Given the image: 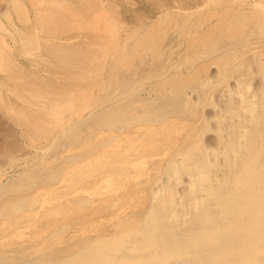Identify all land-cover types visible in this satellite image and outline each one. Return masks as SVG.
I'll return each instance as SVG.
<instances>
[{"label":"bare ground","instance_id":"6f19581e","mask_svg":"<svg viewBox=\"0 0 264 264\" xmlns=\"http://www.w3.org/2000/svg\"><path fill=\"white\" fill-rule=\"evenodd\" d=\"M85 1L88 2L87 0H85ZM93 1H92V3H93ZM99 1H101V0H99ZM115 1L116 0H114V2ZM119 1H117V2H119ZM59 2H62V0ZM69 2H71V1H69ZM112 2H113V0H112ZM145 2H147V1H145ZM149 2H147V3L150 4L151 2L150 3ZM197 2H199V1H197ZM210 2H211V0H207L206 2L202 3L198 7H200L204 11L203 8L207 7ZM221 2L222 3H220V4L218 3V4L220 6L222 4V8H220V6L218 5L219 7L214 9V7L212 6L213 8L210 7L211 9H209L208 12L206 11L207 14H204L205 17L202 15V13H201V16H200V14H199V16H196V17L194 16L195 20L193 22L190 20V18L192 15L197 14V10H198L197 8L195 9V8L191 7V8H186V9H180V7H177V6L173 7L172 6L173 8L171 10H173L174 13L181 12L183 14V17L181 16L183 19L180 17L182 19L181 23L177 20L176 21L172 20V26L170 28L175 29V30H173L175 32H176V29L179 28V29H177L178 30L177 33H180L179 37L183 38V41L185 39V41L188 42L187 43L188 48L189 47L192 48L191 51H189L191 56H187L186 60H185L186 62H184V63L186 65L185 67H187V68H185L188 71L187 73H189V74L194 73L193 74L194 77L191 76L192 74L188 75L187 73L186 74L181 73V71H178L181 74L174 73V70H172L173 68H169L165 74L164 79H162L165 81L164 83L162 81L161 85L158 84L159 86L157 85L156 87H154L155 90L153 89V87L149 88L150 86L146 87L144 89L145 95H143L140 100H141V104L144 105L146 107V109L143 110L142 113H149L146 110H149L150 112H152L153 110H155L154 107H156L155 104H157V103H161L160 104L161 109L162 108H170V107L176 106V104H178V106L182 107V109L184 108V110L183 111L182 110L176 111V110H174V108H172L171 112L175 113V115L174 114H173L174 116L172 115L173 116L172 119H169L166 122L164 121L165 123L162 126L154 125L153 122H151L152 120L149 118L145 119L143 122H141L138 125L141 127V129L146 128L145 131L148 132L147 137L157 136V138H158V135L161 136V133L166 132L165 134L169 135L170 133H172L174 131H175V133L178 134V135L176 134L177 136H175V134H171L172 138L171 139L169 138V141H167L168 143H165L162 146L163 148H162L161 152H163V154L161 156L156 157V155H154L150 158V160H149L150 162L147 161L146 163H144V161L141 160L143 158H141L140 161H138V162L135 161L136 162L135 167L128 169L129 170V172H128L129 176H127V178H126L127 179L126 183L129 182L128 184H130V185H127L124 188L125 191L129 189V192H130L129 187L131 185L133 187L138 186L137 188L140 187V190L137 192H134L132 194L130 193L131 195L128 198V200L119 202L118 201L119 198H116V197L113 198V197L109 196V195L113 194V191H112V194L109 191L113 185L112 182L109 180V174H106L107 176L104 175L102 173V171L104 169L98 170L96 173L97 175H95L94 179L99 180V183H101L102 192H103L102 193L103 194L102 201H104L106 203V205H108L109 207H112V209L107 214L104 213L105 215H102V214H98V213L93 212L94 214L93 213L90 214L88 221H86L85 223L83 222V224L76 227L75 229L73 227L72 228V229H74L73 233H72V235H69L68 238H70L71 236H74V241H72L70 243L67 242L68 241L67 238L64 239L62 237L63 234L60 232L62 229L66 228V225H65V227L60 226L59 227L60 229L58 227L56 228L55 226L48 225V227L43 228L42 231L39 230L38 233L34 232L35 236H31L32 234L30 235L28 233L30 235L29 238L27 239V237H26V239L22 241V242H24V241H27V242L22 244L19 248H13L16 241L13 243V241H12L13 237L10 238L11 237L10 235H13V233L17 234V232H13V230H14L13 228H12L13 230L9 231V233H6L5 231L1 232L2 236L0 235V264H264V0H221ZM90 3L91 2H89V4ZM111 4H113V3H111ZM111 4H109V5H111ZM151 4H153V3H151ZM213 4H215V3L213 2ZM74 5H77V4H74ZM102 5H104V4H102ZM119 5H120V3H119ZM88 6L89 5H87V7ZM117 6H118V3H117ZM117 6L115 5L114 7H117ZM154 7H157V6H154ZM14 8H17V7H13V9ZM92 8L90 10H92ZM23 9H25V8H23ZM100 9H101V7H100ZM108 9H110V8H108ZM140 9H142V8H140ZM154 9H157V8H154ZM167 9H166V11L164 9V12H162V13L158 12V14L160 13V16L161 15L162 16L167 15V18L163 17L164 21L159 20V21L164 22L165 25L162 22H158V23L163 24V26H162L163 30L166 27H168V24L170 21L169 20L170 18H168V13L171 10L167 11ZM15 10L16 9H14L13 11H15ZM47 10H49V9H47ZM47 10H45L46 13H47ZM62 10H61V12L63 13ZM117 10H118V8H117ZM148 10H150V12H151L150 8ZM86 11H88V10H86ZM95 11L96 10L94 8L93 12L95 13ZM101 11H102V9L97 14H95V17H92V18H94V21H95L96 16L98 18V15L100 14ZM176 11H178V12H176ZM5 12H6V10H5ZM79 12H81V11H79ZM12 13L13 12H11V14L8 13L9 16H7V19L10 17V15H12ZM15 13H16V11H15ZM18 13L19 12H17L16 14H18ZM43 13H45V12H43ZM104 13H105V11H104ZM104 13L102 12L101 15H103ZM112 13H113V11H112ZM170 13H171V15H173L172 11ZM126 14H125V16H126ZM6 15H7V12H6ZM23 15H24V13H23ZM33 15H34V13H33ZM171 15H169V16H171ZM37 16H39V15H37ZM48 16H50V15H48ZM51 16H53V15H51ZM111 16H112V14H111ZM160 16H158V17H160ZM26 17H27V15H26ZM26 17H24V18L27 19ZM34 17H33V19H34ZM99 17H101V16L99 15ZM158 17H156V18L153 17V18L157 19ZM43 18H45V17H43ZM59 18L60 17L58 16V19ZM133 18H135V17H133ZM63 19H65V18L63 17ZM80 19H81V17H80ZM155 19H154V21L156 22ZM9 20H11V19L9 18ZM9 20L8 21L6 20V21L10 22ZM43 20H41V21H43ZM83 20H84V18H83ZM99 20H100V18H99ZM207 20L208 21L213 20L214 23L209 25V26L207 25L206 27H204L207 23ZM11 21H12L11 25L13 26L15 21H14V23H13V20H11ZM80 21L84 22L82 20H80ZM80 21H79V23H80ZM92 21H90V22L92 23ZM114 21H116V20H114ZM144 21H145V19H144ZM152 21H153V19H152ZM34 22H35V20H34ZM37 22H38V19H37ZM51 22H54V21H51ZM60 22H62V21H60ZM75 22H78V21L76 20ZM148 22H149V20H148ZM56 23H57V21H56ZM63 23L66 24L65 22H63ZM98 23H99V21H98ZM132 23H133V21H132ZM16 24L20 25L18 23H16ZM38 24H40V23H38ZM42 24H44V23H42ZM128 24H130V23H128ZM208 24H210V23H208ZM84 25H86V24H84ZM104 25H105V23H104ZM104 25H103V27H104ZM131 25H133V24H131ZM140 25H143V24L141 23ZM153 25L151 24V26H153ZM47 26H49V25H47ZM81 26H82V23H81ZM91 26L94 27L95 25H91ZM121 26H122V24H121ZM121 26H119V28ZM8 27L9 26H7V28ZM13 27H15V26H13ZM99 27H101V26H99ZM150 27H148V28H150ZM155 27L157 29V26H155ZM2 28H4V26ZM26 28H28V27H26ZM67 28H69V27H67ZM84 28H86V27H84ZM170 28H168V29H170ZM63 29H64V27H63ZM88 29H89V27H88ZM97 29L98 28H96V30ZM158 29H157V31H158ZM14 30H12V31H14ZM22 30L23 29L19 30V33ZM59 30H61V29H59ZM143 30L146 31L147 29L144 28ZM53 31H54V28H53ZM15 32H17V28H16ZM40 32H41V30H40ZM66 32H68V30ZM132 32H134V31H132ZM10 33L11 32L9 30V34ZM143 33H144V31H143ZM156 33L158 34V32H156ZM164 33H162V36H164L163 35ZM168 33H170V32H168ZM22 34H24V33H22ZM18 35H20V34H18ZM92 35H94V34H92ZM149 36H150V34H149ZM166 36H168V34ZM10 37H12V36H10ZM43 37H46V36H43ZM124 37H125V35H124ZM3 38H1V39L3 40ZM16 38H18V37H16ZM22 38H23V35H22ZM147 38H148V36H147ZM116 39H114V40H116ZM143 39H145V37H143ZM162 39H164V38H162ZM175 39H176V37H175ZM177 39H178V37H177ZM66 40H67V38H66ZM148 40H147V44H148ZM31 41H29V42H31ZM82 41L83 40H81V42ZM107 41H108V39H107ZM136 41L134 42L135 44H136ZM139 41L141 43L142 39ZM0 42H1L0 45L2 47V41H0ZM112 42L114 43V41H112ZM150 42L151 41L149 40V43ZM113 43H111V44H113ZM160 43H161V40H160ZM164 43H165V40H164ZM153 44L154 43H152L151 45L153 46ZM151 45H150V48H151ZM135 46L137 47V45H135ZM141 46H142V43H141ZM146 46H144V48ZM161 46H162V44H161ZM184 46L187 48L186 45H184ZM124 48H125V46H124ZM146 48H149V46H147ZM154 48H155V45H154ZM5 49H7V48H5ZM15 49H16V47H15ZM111 49H112V47H111ZM0 50H1V48H0ZM174 50H175V47H174ZM105 51H107V50H105ZM161 51H163V49H161ZM161 51H160V53H161ZM172 51H173V49H172ZM148 52L151 53V51H148ZM153 52H154V50H153ZM4 53H6V52H4ZM142 53H143V49H142ZM171 53H173V52H171ZM177 53L180 54V51ZM250 53L252 56H255V58L259 57L258 60L256 59L257 61H256L255 66H257V67L252 66L253 61L255 62V60L246 59V56ZM7 54H8V52H7ZM133 54L131 53V55H133ZM144 54H142V55H144ZM31 55H32V51H31ZM158 55H160V54L158 53ZM21 56L22 55H20V58H21ZM39 56H42V55H39ZM129 57H132V56L129 55ZM160 57H162V56H160ZM5 58H6V54H5ZM124 58H127V56L126 57L124 56ZM253 58H251V59H253ZM6 59H5V61H6ZM27 59H28V57H27ZM119 59H120V57H119ZM158 59H159V57L157 58V60ZM7 60L11 61V59L10 60L7 59ZM105 60H106V58H105ZM2 62H3V59H2ZM24 63H26V62H24ZM166 63L169 64V62H166ZM171 64L172 63H170V65ZM7 65H9V64L7 63ZM153 65H154V63H153ZM211 67H213L212 68L213 73H209ZM35 68H36V66H35ZM103 68H105V67H103ZM40 70H41V68H40ZM44 70L45 69H43V71ZM151 70H153V69H151ZM153 71H151V72H153ZM51 72H54V71L51 70ZM15 74H17V73H15ZM86 74H88V73H86ZM153 74H151L150 77H154L156 75V74H154V75ZM257 74H259L261 76V77L259 76L260 79H262V84H260L259 86H256L253 82L256 79V78L254 79V76ZM1 75H3V74H1ZM184 76H187V79L183 78L181 80L182 81L183 80H187V81L189 80V81L188 82L183 81V82H186V84L182 85V87H180L178 89L177 86L174 85V83L177 84L180 82H174V81L177 79V77H179V79H180V77H184ZM38 77H40V76H38ZM54 78H56V76H54ZM105 79H106V77H105ZM157 79L158 78H156V80L154 79V81H159V79L158 80ZM145 80H147V79H145ZM5 81H7V79ZM41 81H43V80L41 79L40 82ZM149 81H148V83H149ZM176 81H179V80L177 79ZM100 82L101 81H99V84H100ZM99 84H97V85H99ZM140 84H142V83H140ZM39 85H43V83H41ZM137 85L138 84H136V86ZM109 87H106V89H108ZM92 88H90V90H93ZM135 89H136V87H135ZM139 89H141V88H139ZM81 90H83V89H81ZM130 90H129V92H131ZM87 91L88 90H86V92ZM102 91H103V89H102ZM105 91H104V93L106 94ZM222 91H224L223 95H225V98L221 94ZM80 92L81 91H79V93ZM116 92L117 91H115V93ZM217 94H221L223 96L224 103L222 101H221L222 103L218 102L219 97L217 96ZM107 96H105V97H107ZM117 96H118V94H117ZM131 96H133V95H131ZM216 96H217V98H216ZM222 96H220V97H222ZM75 97H78V96L75 95ZM125 97H127V95L122 96L120 100H117V103H122L123 99ZM128 97H130V95ZM13 99H14V97H13ZM16 99H15V101H16ZM127 99H130V98H126L125 100H127ZM219 99L222 100L221 98H219ZM103 100H105V99H103ZM110 101H112V99ZM114 101L115 100H113V102ZM72 102H73V100H72ZM84 102H86V101H83L82 103H84ZM75 103H78V102H75ZM107 105H106L107 107H113V106H115V103H109L108 102ZM151 105H154V107H151ZM158 105L159 104H157V106ZM79 106H77V108ZM106 106H103L102 102H98V103L91 105L90 107L89 106H87V107H89L88 109L90 111V114H94V113L98 114L99 113V115H100V112ZM53 109H54V107L51 106V108H49V111L52 112ZM208 109L210 110L209 112L207 111ZM59 110H60V107H59ZM81 110H83V109H81ZM68 112H70V111L67 110V112H65V113L68 114ZM70 113H74V109ZM74 115H73L74 119H77L78 117L82 116L83 114L81 112H78V113H75ZM87 117H89V116H87ZM133 117H134L133 121H135V122H137V121L140 122L141 118H142V117L140 118L139 115H135ZM66 118H67V116H66ZM80 119H82V118H80ZM113 119H115V118H113ZM82 121H83V119H82ZM70 122H71V120H70ZM63 125H65V124H63ZM150 126H152V127H150ZM63 127H65V126H63ZM59 129H60V127H59ZM138 131H141V130H137L136 128L133 130V132L128 130L125 137H122V139L119 137H116V138L111 137L108 140V143L111 146H107V147H105V149L102 148V145H105L104 140H99V141L97 140L95 143L93 142V145H91L90 148L88 149V150H91L93 153H95V155H93L92 160L93 161L97 160L98 161L97 163H99L98 167L100 168V166L105 165L104 160H105V157L107 154L112 153L111 156L114 154L115 155L118 154L116 157H119L121 154V151H122V149L120 148L122 143H125V141L128 142L129 139H127V137L134 134L135 132H138ZM206 132H210L213 136H215V139H216L215 142L210 143V142H207L206 139H204ZM17 133L19 134V131ZM62 134H63V132H62ZM95 134L98 135L99 133H97L95 131ZM211 134H208V135H211ZM17 136H19V135H17ZM58 136H59V134H58ZM138 136H140V135H138ZM99 137L101 138V136H99ZM99 137H97L96 139H98ZM131 137H133V136H131ZM16 138H18V137H16ZM47 138H49V136ZM140 138H142V137H140ZM51 139H54V137L51 136ZM87 139H88L87 136H84V137H82L81 141L86 142ZM93 139L96 140L95 137ZM165 139H167V138H165ZM24 142H26V141H24ZM144 142H145V140H144ZM22 144H24V143H22ZM83 144H81V145H83ZM145 145L146 144L144 143L141 145V147L144 146V148H145L146 147ZM13 146H16V145H13ZM37 147H40L41 149L44 148L43 146H37ZM84 147L86 148V144L84 145ZM124 147L126 148V146H124ZM127 147H128V145H127ZM134 147L135 146H132L130 149H132ZM155 147H157V146H155ZM13 148H15V147H13ZM119 148L121 150H119ZM136 149L137 148L135 147L134 151H132V152H135ZM18 150L20 151V149H18ZM65 150H67V148H65ZM77 150H79V149L77 148ZM125 150H127V149H125ZM151 152H152V150H151ZM148 153H150V152H148ZM128 154H130V151ZM134 154H136V153H134ZM18 155L19 156H17V155L16 156L20 157V154H18ZM86 155H88V156H86V158L84 159V161L86 160V162H84V164L88 163L90 161V158H88L89 154L86 153ZM138 155H140V154H138ZM127 156L129 157V155H127ZM147 156H149V154ZM13 157H14V155H13ZM90 157H92V156H90ZM116 157H115V159H116ZM133 159H136V158H133ZM34 160H35V158H34ZM38 160H39V158H38ZM111 160H112V158H111ZM125 160H124V162H125ZM6 161H8V160H6ZM106 161H109V160L107 159ZM47 162H44V163L47 165ZM112 162H114V161H112ZM112 162H110V163H112ZM128 162H129V160H128ZM133 164H134V162H133ZM23 165H25V164H23ZM28 166H29V164H28ZM32 166L33 165L31 163L30 167H32ZM71 166H69V168ZM83 167H84V165H83ZM105 169H107V167ZM110 169H112V166ZM27 170H28V168H27ZM79 170L80 169H78V171ZM71 172H74V171H71ZM100 173H102V176H98V174H100ZM117 174H118V172H117ZM93 175H94V173H93ZM78 176H80V175L78 174ZM89 177H91V175ZM76 181H77V179H76ZM96 182H98V181H96ZM64 184L65 183H63L62 186ZM94 184H95V182H94ZM118 184H117V186H119ZM67 185H69V184H67ZM124 185H125V183L123 184V186ZM72 186H74V185H72ZM120 186H121V184H120ZM55 187H57V186H55ZM114 188L115 187L113 185L112 189H114ZM88 189H86V190H88ZM71 191H73V189ZM74 191H76V190H74ZM108 191H109V193H107ZM85 192H87V191H85ZM120 193H122V192H120ZM54 195H58V194L55 193ZM35 198H37V197H35ZM37 200L38 199H36V201ZM46 201H44V202L46 203ZM82 202L84 203V200H82ZM97 202H95V203H97ZM41 205H43V204H41ZM47 206H48V204H47ZM79 206H84V205L79 204ZM101 206H103V205L101 204ZM42 207L43 206H41V208ZM90 207H92V206H90ZM80 208H82V207H80ZM69 210L74 211L72 209H69ZM23 211L25 212V210H23ZM1 212H2V210H1ZM44 212H46V210H44ZM42 214H44V213H42ZM45 214L48 215L47 212ZM21 217H24V216L21 215ZM23 221H24V218H23ZM35 221H37V219ZM3 224H4V222H3ZM12 224H15V223H12ZM12 224L10 226H13ZM17 225H20V224H17ZM69 228H71V227H69ZM18 231H20V230H18ZM18 233H20V232H18ZM26 236H28V235L26 234ZM18 246H19V244H18Z\"/></svg>","mask_w":264,"mask_h":264},{"label":"rangeland","instance_id":"374dc122","mask_svg":"<svg viewBox=\"0 0 264 264\" xmlns=\"http://www.w3.org/2000/svg\"><path fill=\"white\" fill-rule=\"evenodd\" d=\"M59 1H61V0H59ZM59 1L58 0H51V1L50 0H36V1L35 0H11V1L10 0H0V12L2 11L0 13V22H1L0 23V41H2V47L0 45V48H1V50H0V104H1L0 105V209L2 210V212L0 210V224L2 223L1 224L2 226L0 225V235L2 236L1 232L5 231L6 233H9V231H12L14 229L13 232H17V234L13 233V235H10L11 236L10 238L13 237L12 238L13 243L16 241L13 248H19L22 244L27 242V241L22 242L23 240L26 239V237L28 239L31 234H32L31 236H35L34 232L38 233L39 230L42 231V229L45 227H48V225L55 226L56 228L57 227L59 228L60 226L65 227V225H66V228L62 229L60 232L63 234L62 237L64 239L67 238V240H68L67 242L70 243V242L74 241V236H71L70 238H68V236L72 235L73 230L76 227L83 224V222L85 223L86 221H88L91 213L95 212V213L102 214V215L107 214L112 209V207H109L108 205H106V203L104 201H102V198H103L102 193L103 192H102L101 183H99V180L94 179L95 175H97L96 173L98 170L104 169L102 171V173L104 175L109 174V180L112 182V184L115 187L114 189H112L113 188V185H112V187L109 191L111 194L113 191V194L109 195V196L113 197V198H115V197L119 198L118 199L119 202L128 200V198L130 197V195L132 193L140 190V187L137 188L138 186L133 187L131 185L129 187L130 192H129V189L125 191L124 188L127 185H130V184H128L129 182L126 183V180H127L126 178H127V176H129L128 175V172H129L128 169L135 167L136 162L140 161L141 158H143L141 160L144 161V163H146L154 155H156V157L161 156L163 154V152H161L162 148H163L162 146L165 143H168L167 141H169V138L170 139L172 138L171 134H175V136H177L178 134L175 133V131H174V132L170 133L169 135H166L165 134L166 132L161 133V136L158 135V138H157V136L147 137L148 132L145 131L146 128L141 129V127L138 125L141 122H143L145 119L149 118L152 120L151 122H153L154 125L162 126V125H164V123L166 121H168L169 119H172L173 116L175 115V113L171 112L172 108H174V110H176V111H178V110L183 111L184 110V108L182 109V107L178 106V104H176V106H173L170 108H162L161 109V105H160L161 103H157L159 105L157 106V104H155L156 107H154V105H151V107H154L155 110H153L152 112H150L149 110H146L149 113H142V111L145 110L146 107L141 104V100H140L142 98V96L145 95L144 89L146 87L150 86L149 88L153 87V89H154V87H156L158 84L161 85L162 81H163V83L165 82L162 79H164L165 74L169 68H173L172 70H174V73H179V74L185 73L186 74L188 72L185 69L187 67H185L186 65L184 62H186L185 60H186L187 56H191L189 51H191L192 48H190V47L188 48V45H187L188 42H186L185 39L183 41V38L179 37L180 33H177L178 32L177 29H179V28L176 29V32L173 31L175 29L170 28L172 26V20L173 21L177 20L180 23L182 22L181 20L183 19L182 18L183 14L181 12H178V11H176L178 13H174V11L171 9L175 6L180 7V9H186V8H191V7L195 8V9L197 8L198 9L197 10L198 15L197 14L192 15L190 18V20L193 22L195 20V17L199 16V14L201 16V13H202V15L205 17L204 14H207L206 11L208 12V10L213 8V7L215 9V8L220 6L219 5L220 3H222L221 0H214V1L211 0V2L208 4L209 7L207 6V7L203 8L204 9V11H203L198 6H200L202 3L206 2L207 0H196V1L195 0H168V1L167 0H165V1L164 0H143V1L142 0H140V1L139 0H137V1L136 0H120V1L116 0L115 1L116 3L114 2V0H113V2H112V0H110V1L109 0H101L102 2L104 1L103 3L99 0H97V1L94 0L95 2L93 0H91V1L87 0L88 2H86L85 0H62V2H59ZM69 1H71V2H69ZM92 1L95 5L92 3ZM117 1H119V2H117ZM145 1H147V2L150 1L153 4H151L150 2H149L150 4H148ZM197 1H199V2H197ZM212 1L215 4H213ZM89 2H91V3L89 4ZM101 3L104 5H102ZM108 3L109 4L113 3V4L109 5ZM117 3H118V6H117ZM119 3H120V5H119ZM74 4H77V5H74ZM86 4L89 6L87 7ZM114 4L117 7H114L115 6ZM154 6H157V7H154ZM13 7H17L14 9H16L15 10L16 13L19 12L18 14H16L15 11H13L14 10ZM100 7L102 9V11L99 14L101 17H99V15H98V18H97V16H96L95 21H94V18H92V17H95V14H97L101 10ZM23 8H25V9H23ZM91 8H92V10H90ZM94 8L96 10L95 13L93 12ZM108 8H110V9H108ZM117 8H118V10H117ZM140 8H142V9H140ZM149 8L151 9V12H150V10H148ZM154 8H157V9H154ZM220 8H222V4H221ZM47 9H49V10H47ZM164 9H165V11H166V9H167V11L171 10L173 15H171V13H170L171 11L168 13V18H170L169 19L170 21H169L168 27H166L163 30V28H162L163 24L162 23H164V22L159 21V20H163L164 18H167V15L166 16L161 15L162 17L160 16V13L164 12ZM5 10L7 12V15H6ZM45 10H47V13ZM61 10L63 11V13L61 12ZM86 10H88V11H86ZM79 11H81V12H79ZM104 11H105V13H104ZM112 11H113V13H112ZM11 12H13V13H12V15H10L9 18L11 20H13V23L15 21V23L13 24V26H15V27H13L11 25L12 21L9 20V18L7 19V16H9L8 13L11 14ZM43 12H45V13H43ZM102 12L105 15L104 14L101 15ZM158 12H160V13L158 14ZM23 13H24V15H23ZM33 13H34V15H33ZM36 14L39 16H37ZM111 14H112V16H111ZM125 14H126V16H125ZM17 15L18 16L20 15L21 17L19 16L20 17L19 18ZM26 15H27V17H26ZM48 15H50V16H48ZM51 15H53V16H51ZM169 15H171V16H169ZM58 16L61 19L60 18L58 19ZM158 16H160V17H158ZM24 17H26L28 20L25 19ZM33 17H34V19H33ZM43 17H45V18H43ZM63 17L65 19H63ZM80 17H81V19H80ZM133 17H135V18H133ZM153 17H155V18L158 17V18L155 19ZM83 18H84V20H83ZM99 18H100V20H99ZM5 19L7 21L9 20L10 22H7ZM37 19H38V22H37ZM40 19L41 20L44 19V20L41 21ZM144 19H145V21H144ZM152 19H153V21H152ZM154 19L156 20V22L154 21ZM34 20L36 23L34 22ZM59 20L62 22H60ZM76 20L78 22H75ZM80 20H82L84 22H81ZM114 20H116V21H114ZM148 20H149V22H148ZM51 21H54V22H51ZM56 21H57V23H56ZM79 21H80V23H79ZM90 21H92V23ZM98 21H99V23H98ZM132 21H133V23H132ZM63 22H65L66 24H64ZM158 22H162V23H158ZM16 23L20 24L21 26L17 25ZM38 23H40V24H38ZM42 23H44V24H42ZM81 23H82V26H81ZM104 23H105V25H104ZM128 23H130V24H128ZM141 23L143 25H140ZM208 23H210V24H208ZM213 23H214L213 20L212 21L207 20V23L204 27H206L207 25L209 26ZM84 24H86V25H84ZM121 24H122V26H121ZM131 24H133L134 26ZM151 24L152 25L154 24V25L151 26ZM47 25H49V26H47ZM91 25H95V26L93 27ZM103 25H104V27H103ZM164 25H165V23H164ZM3 26H4V28H2ZM7 26H9V27L7 28ZM25 26L28 28H26ZM62 26L64 27V29ZM99 26H101V27H99ZM119 26H121V27L119 28ZM155 26H157V29L159 28L160 30L158 29V31H157ZM67 27H69V28H67ZM82 27L83 28L86 27V28L83 29ZM88 27H89V29H88ZM148 27H150L151 29ZM16 28H17V32H15ZM53 28H54L55 32L53 31ZM96 28H98L97 29L98 31L96 30ZM144 28L147 30L146 31L143 30ZM168 28H170V29H168ZM21 29H23L24 31L22 30L19 33V30H21ZM39 29L41 30V32ZM59 29H61V30H59ZM9 30L11 32L10 34H9ZM12 30H14V31H12ZM67 30H68V32H66ZM132 31H134V32H132ZM143 31H144V33H143ZM156 32H158V34ZM168 32H170V33H168ZM22 33H24V34H22ZM162 33H164L163 34L164 36H162ZM8 34L12 37H10ZM18 34H20V35H18ZM92 34H94V35H92ZM149 34H150V36L151 35L152 36L150 37ZM167 34H168V36H166ZM22 35H23V38H22ZM124 35L126 38L124 37ZM43 36H46V37H43ZM147 36H148V38H147ZM16 37H18V38H16ZM143 37H145V39H143ZM175 37H176V39L178 37V39L176 40ZM1 38H3V40ZM66 38H67V40H66ZM162 38H164V39H162ZM107 39H108V41H107ZM114 39H116V40H114ZM138 39L139 40L142 39V42H141L142 46H141V43ZM148 39L151 41L150 43H149ZM159 39L161 40V43H160ZM81 40H83V41L81 42ZM147 40H148V44H147ZM164 40H165V43H164ZM17 41L18 42L20 41V42L18 43ZM29 41H31V42H29ZM112 41H114V43ZM135 41H136V44L134 43ZM111 43H113V44H111ZM152 43H154L153 46L151 45ZM161 44H162V46H161ZM135 45H137V47ZM146 45L149 46V48H146L147 47ZM150 45H151V48H150ZM154 45H155V48H154ZM184 45H186L188 49ZM14 46L16 47V49ZM124 46H125V48H124ZM144 46H146V47L144 48ZM173 46L175 47V50H174ZM111 47L113 50L111 49ZM5 48H7V49H5ZM142 49H143V53H142ZM152 49L154 50L155 53L153 52ZM158 49L160 51H161V49H163L164 52L161 51V53H160V51ZM172 49H173V51H172ZM105 50H107V51H105ZM31 51H32V55H31ZM148 51H151V53ZM179 51H180V54L177 53ZM4 52H6V53H4ZM7 52H8V54H7ZM130 52L132 54L133 53L134 54L131 55ZM157 52L160 55H158ZM171 52H173L174 54ZM5 54H6V58L9 60L11 59V61H8L5 58ZM142 54H144V55H142ZM20 55H22L21 58H20ZM39 55H42V56H39ZM129 55L132 57H129ZM124 56L125 57L127 56V58H124ZM160 56H162V57H160ZM27 57H28V59H27ZM119 57H120V59H119ZM158 57H159V59L157 60ZM105 58H106V60H105ZM251 58H253V59H251ZM258 58L259 57L255 58V56H252L251 53L246 56V59L255 60V62L253 61L252 66L256 65V61L258 60ZM2 59H3L4 63L2 62ZM5 59H6V61H5ZM24 62H26L27 64ZM166 62H169V64ZM7 63L9 65H7ZM153 63H154V65H153ZM170 63H172V64L170 65ZM35 66L37 69L35 68ZM103 67H105V68H103ZM255 67H257V66H255ZM40 68L42 71L40 70ZM212 68L213 67H211L209 73H213ZM43 69H45L44 70L45 72L43 71ZM151 69H153L154 71ZM51 70H53L54 72H51ZM151 71H153V72H151ZM178 71H181V73ZM15 73H17V74H15ZM86 73H88V74H86ZM148 73L149 74L154 73V74H156L155 75L156 77L155 76L150 77L151 74L149 75ZM1 74H3V75H1ZM187 74L188 75L192 74L191 76L194 77V75H193L194 73H191V74L187 73ZM38 76H40V77H38ZM54 76H56V78H54ZM259 76L260 75L257 74L254 76V79L255 78L256 79L255 80L253 79L254 80L253 82L256 86H259L260 84H262V79H260L261 76L260 77ZM105 77H106V79H105ZM40 78L43 81L40 82V80H41ZM156 78H158L159 81H154V79L156 80ZM183 78L187 79V76L180 77V79H179V77H177V79L179 81H176L177 80L176 79L174 82H180V83L175 84L173 82L174 85L177 86L178 89L180 87H182V85H185L186 82L189 81V80L188 81L183 80V81H186V82H183L181 80ZM6 79H7V81H5ZM145 79H147V80H145ZM99 81H101L100 82L101 85L99 84ZM148 81L150 84L148 83ZM38 83L39 84L43 83V85H39ZM140 83H142L143 85ZM97 84H99V85H97ZM136 84H138V85L136 86ZM106 87H109V88L106 89ZM135 87H136V89H135ZM90 88H92L93 90H90ZM139 88H141L142 90ZM81 89H83V90H81ZM102 89H103V91H102ZM86 90H88V91L86 92ZM129 90L131 92H129ZM79 91H81V92L79 93ZM104 91L106 92V94L104 93ZM115 91H117V92L115 93ZM223 92L224 91H222V93L221 92L220 93L223 95L224 94ZM117 94H118V96H117ZM221 94H217V96L219 98H221L222 100H220L218 98L219 101L218 100L217 101L219 103H222V102L224 103L225 95H223L224 96V98H223V96ZM75 95H77L78 97H75ZM124 95H127V97H125L123 99V102L117 103V100H120L121 97ZM129 95H130V97H128ZM131 95H133V96H131ZM105 96H107V97H105ZM217 96H216V98H217ZM220 96H222V97H220ZM13 97H14V99H13ZM126 98H130V99H127L128 100L127 101V100H125ZM15 99H16V101H15ZM103 99H105V100H103ZM111 99H112V101H110ZM72 100H73V102H72ZM113 100H115V101L113 102ZM83 101H86L87 103L86 102L82 103ZM75 102H78V103H75ZM98 102H102L103 106H106L108 104V102L109 103H115V106L107 107L108 106L107 105L100 112V115H99V113L98 114H96V113L90 114V111L88 108L91 105L98 103ZM86 105L89 107H87ZM51 106L54 107V109H53L54 112L49 111V108H51ZM77 106H79V107L77 108ZM59 107H60V110H59ZM73 109H74V113H70V112H72ZM81 109H83V110H81ZM67 110L70 111V112H68V114L65 113V112H67ZM207 111L209 112L210 110L208 109ZM78 112H81L84 116L82 115V116L78 117L77 119H74L73 115L75 113H78ZM135 115H139L140 118L142 117L140 122L139 121H137V122L133 121V119H134L133 116H135ZM66 116H67V118H66ZM87 116H89V117H87ZM80 118H82L83 121ZM113 118H115V119H113ZM70 120H71V122H70ZM63 124H65V125H63ZM63 126H65V127H63ZM59 127H60V129H59ZM150 127H152V126H150ZM135 128L137 130H141V131L135 132L134 134L127 137V139H129L128 142L125 141V143H122V145L120 147L122 149L120 156L116 157L118 154L117 155L114 154L111 156L112 153L107 154L105 157V160H104L105 165L100 166V168H99L98 167L99 163H97L98 161L92 160L93 155H95V153H93L91 150H88L90 148V146L93 145V142L95 143L97 140L98 141L104 140L105 145H102V148L105 149V147L111 146L108 143V140L111 137H114V138L119 137L122 139V137H125L128 130L133 132V130ZM18 131H19V134L17 133ZM95 131L99 134L96 135ZM62 132H63V134H62ZM58 134H59V136H58ZM208 134H211V133L206 132V135L204 134L205 135L204 139H206V141L210 142V143L215 142V140H216L215 136H213L212 134L211 135H208ZM17 135H19V136H17ZM138 135H140V136H138ZM48 136H49V138H47ZM51 136H53L54 139H51ZM84 136H87V138H88L86 142L81 141L82 137H84ZM99 136H101V138ZM131 136H133L135 139ZM16 137H18V138H16ZM94 137H95V139L97 137H99V138L94 140L93 139ZM140 137H142V138H140ZM165 138H167V139H165ZM144 140H145V142H144ZM24 141H26V142H24ZM22 143H24V144H22ZM144 143L146 144L145 148H144V146L141 147V145ZM81 144H83V145H81ZM85 144H86V148L84 147ZM13 145H16V146H13ZM127 145H128V147H127ZM37 146H43L44 148L41 149L40 147H37ZM124 146H126V148ZM132 146H135L137 148L135 152H132V151H134L135 147L132 148L133 150L130 149ZM155 146H157V147H155ZM13 147H15V148H13ZM65 148H67V150H65ZM77 148L79 150H77ZM120 148H119V150H121ZM18 149H20V151ZM125 149H127V150H125ZM151 150H152V152H151ZM129 151H130V154H128ZM148 152H150V153H148ZM86 153L89 154L88 158H90V161H89L90 163L87 161L88 163L84 164V162H86V160L84 161V159L86 158V156H88V155H86ZM134 153H136V154H134ZM18 154H20V157H17V156H19ZM138 154H140V155H138ZM148 154H149V156H147ZM13 155H14V157H13ZM41 155L42 156L44 155V156L42 157ZM127 155H129L130 158ZM90 156H92V157H90ZM115 157H116V159H115ZM34 158H35V160H34ZM38 158H39V160H38ZM111 158H112V160H111ZM133 158H136V159H133ZM107 159L109 161H106ZM123 159L124 160L126 159L125 162ZM6 160H8V161H6ZM128 160H129V162H128ZM112 161H114V162H112ZM21 162L25 165H23ZM44 162H47V165ZM110 162H112V163H110ZM133 162H134V164H133ZM31 163L33 165L32 167H30ZM28 164H29V166H28ZM83 165H84V167H83ZM110 165L112 166V169H110L111 168ZM69 166H71V167L69 168ZM106 167H107V169H105ZM27 168H28V170L29 169L30 170L28 171ZM78 169H80V170L78 171ZM71 171H74V172H71ZM116 171L118 172V174ZM93 173H94V175H93ZM102 173H100L101 175L98 174V176H102ZM78 174L80 176H78ZM90 175H91V177H89ZM76 179H77V181H76ZM96 181H98V182H96ZM94 182L96 185L94 184ZM63 183H65V184L62 186ZM66 183L69 185H67ZM124 183H125V185L123 186ZM117 184L119 186H117ZM120 184H121V186H120ZM72 185H74V186H72ZM55 186H57L58 188ZM70 189L71 190L73 189V191L74 190H76V191L73 192ZM86 189H88L89 191ZM85 191H87V192H85ZM109 191L107 193H109ZM119 191L122 193H120ZM55 193L58 195H54ZM35 197H37V198H35ZM36 199H38V200L36 201ZM82 200H84V203L82 202ZM44 201H46V203ZM95 202H97V203H95ZM41 204H43V205H41ZM47 204H48V206H47ZM79 204L84 205V206H79ZM101 204L104 207L101 206ZM41 206H43V207L41 208ZM90 206H92V207H90ZM80 207H82V208H80ZM69 209H72L74 211H71ZM23 210H25V212ZM44 210H46L48 215L45 214L46 212H44ZM41 212L44 214H42ZM21 215L24 217H21ZM23 218H24L25 222L23 221ZM36 219H37V221H35ZM3 222H4V224H3ZM12 223H15V224H12ZM16 223L20 224L21 226L17 225ZM11 224L13 226H10ZM68 226L71 228H69ZM73 227H74V229H72ZM18 230H20V231H18ZM18 232H20V233H18ZM26 234L28 236H26ZM18 244H19V246H18Z\"/></svg>","mask_w":264,"mask_h":264}]
</instances>
